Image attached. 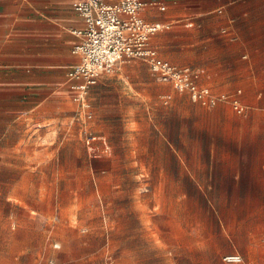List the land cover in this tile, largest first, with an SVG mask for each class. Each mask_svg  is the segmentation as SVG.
I'll return each mask as SVG.
<instances>
[{"label":"rangeland","instance_id":"rangeland-1","mask_svg":"<svg viewBox=\"0 0 264 264\" xmlns=\"http://www.w3.org/2000/svg\"><path fill=\"white\" fill-rule=\"evenodd\" d=\"M186 22L152 43L162 58L207 71ZM57 88L29 112L11 101L22 110L0 123V264H264V130L250 144L228 143L223 115L191 109L216 107L156 80L140 59L101 74L83 111L66 84ZM152 121L183 167L166 139L151 136ZM149 152L160 154V169Z\"/></svg>","mask_w":264,"mask_h":264},{"label":"crops","instance_id":"crops-1","mask_svg":"<svg viewBox=\"0 0 264 264\" xmlns=\"http://www.w3.org/2000/svg\"><path fill=\"white\" fill-rule=\"evenodd\" d=\"M159 1L165 5L164 10L146 8L141 11V16L149 22H160L168 27L187 20L185 26L194 28L191 46L206 49L195 63L213 66L207 67V71L205 68H193L199 72L198 83L202 79L208 80L215 84V89L227 90L219 94H236L246 112L236 113L229 101L219 102L210 111L197 105L191 109L210 117L223 115L224 139L228 143L240 145L244 140L245 144H250L247 136L264 130V0ZM72 2L0 0V123H6L7 114H17L22 110L8 107L11 101L17 105L31 104L25 107L29 112L39 105V98L46 100L57 95L59 84L69 87L66 74L77 57L72 49L78 40L71 31L83 24ZM21 96L26 100L22 101ZM226 103L231 108L225 106ZM158 124L154 123L151 136L158 142L166 139L173 150L169 156L177 162L174 165L183 167L181 154L175 152L172 143L163 137ZM194 125L211 135L208 125L204 127L198 122ZM147 157L154 162L155 168L162 167L158 152H149ZM260 159L259 167L264 169V157ZM168 184L173 185L174 182L169 181ZM188 184L204 190L201 182L193 176H190ZM211 186L208 184L207 187Z\"/></svg>","mask_w":264,"mask_h":264},{"label":"built area","instance_id":"built-area-1","mask_svg":"<svg viewBox=\"0 0 264 264\" xmlns=\"http://www.w3.org/2000/svg\"><path fill=\"white\" fill-rule=\"evenodd\" d=\"M72 7L83 24L71 31L78 38L72 49L78 61L69 66L66 77L74 93L73 99L82 111L89 105L88 91L97 84L101 74L113 72L130 60L140 59L156 80L186 92L191 101L208 107L229 101L236 113L246 112L236 94L214 93L209 86L198 83V70L172 63L159 55L151 37L168 26L149 22L140 14L146 8L164 10L165 5L159 0H73ZM81 110L77 111L80 118ZM86 117L91 115L86 114ZM93 139L90 133L86 136L89 150H93ZM108 148L105 144L103 149ZM225 259L235 262L240 257L230 255Z\"/></svg>","mask_w":264,"mask_h":264}]
</instances>
